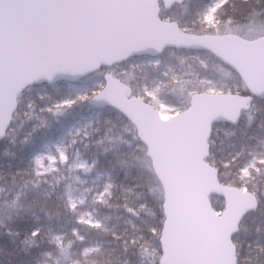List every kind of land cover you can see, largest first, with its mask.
<instances>
[{
  "label": "snow or ice",
  "instance_id": "snow-or-ice-1",
  "mask_svg": "<svg viewBox=\"0 0 264 264\" xmlns=\"http://www.w3.org/2000/svg\"><path fill=\"white\" fill-rule=\"evenodd\" d=\"M0 264H264V0H0Z\"/></svg>",
  "mask_w": 264,
  "mask_h": 264
}]
</instances>
